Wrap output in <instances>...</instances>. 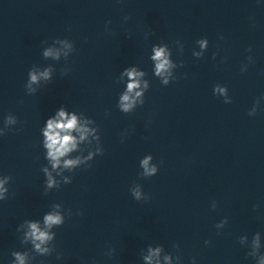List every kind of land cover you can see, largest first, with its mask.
Masks as SVG:
<instances>
[{"label":"clouds","instance_id":"1","mask_svg":"<svg viewBox=\"0 0 264 264\" xmlns=\"http://www.w3.org/2000/svg\"><path fill=\"white\" fill-rule=\"evenodd\" d=\"M131 17L125 16V22ZM111 21H106V30H111ZM71 29L69 28V31ZM151 33L145 34V39ZM130 37V34H129ZM224 39L223 36L220 37ZM174 45L178 53H183L184 44L180 40H175ZM41 55L45 60L59 62L65 61V67L61 69V74L67 76L71 72V67L67 66V61L76 51L75 42L69 38H55L51 44L47 40L41 41ZM199 50L193 48L192 56L196 59H202L209 47L207 37L199 38L195 41ZM247 53L252 52V48L246 49ZM219 52L212 53V59L215 60ZM173 51L168 43L160 42L153 44L149 59L152 62V73L159 79L162 86L167 87L173 81L177 80L176 70L184 67V62L173 60ZM224 57L221 63L226 62ZM255 60L252 55H247L246 62L241 64L240 71L245 73L248 67L254 64ZM55 65L48 64L41 66L33 64L27 73V80L24 84L25 94L32 96L37 94L41 88L45 87L53 80ZM148 73L139 65H129L120 72L116 79L117 84H123L124 88L119 93L116 103V108L123 114H130L138 107L145 104V95L150 89V81L147 79ZM187 78V73L184 74ZM213 95L217 98H222L223 103H233V98L229 95L227 85L216 83L213 85ZM261 100L264 96L255 99L252 107L248 111L249 117H255L261 109ZM23 103V100L19 101ZM20 123L18 117L12 113L4 116L2 126H0V137L7 136L10 132H18L22 129L16 126ZM25 124L27 121L24 122ZM41 132V147L44 150V159L47 161L42 165L40 171L43 173V195L47 196L52 190L59 191L64 185H69L73 182L76 171H86L92 167V161L97 156H103L105 149L102 144L101 132L96 121L86 115L84 112H78L75 109L69 110L66 105H61L53 115L48 117L40 129ZM127 131L121 134V142L126 139ZM164 161L154 162L152 154L144 155L139 161L138 172L140 179H150L156 176ZM13 181L11 175H0V202L6 201L14 193L10 192L9 185ZM131 196L137 202H148L151 199L150 194L143 191V186L140 183L134 182L129 187ZM218 202L213 200L211 203L212 210H216ZM256 206H253L255 210ZM72 215L71 209H65L62 203H52L49 210L46 211L40 219H25L16 229L20 233V244L23 250H13L11 252L12 259L9 264H33L37 257H50L53 253L56 258L62 259L63 254L57 251V246L54 243L57 233L54 229L61 228L66 219ZM77 215H83L82 211L77 212ZM228 217L222 218L216 223L215 228L217 234L228 224ZM239 243L245 246L248 251L246 259L251 258L254 264H264V239L262 233L255 232L251 239L247 235L239 237ZM205 246L211 245L210 240L204 241ZM30 245V247H28ZM176 253L165 250L163 244H148L141 249L142 264H183V258L179 254V243L173 244ZM115 249H109L105 255L112 256ZM39 264H44L41 260ZM190 264H197L196 257H192Z\"/></svg>","mask_w":264,"mask_h":264}]
</instances>
